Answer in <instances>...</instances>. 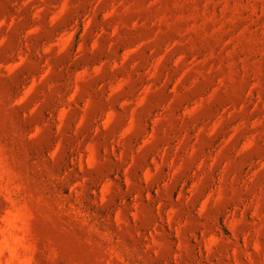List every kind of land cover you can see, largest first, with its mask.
Listing matches in <instances>:
<instances>
[{"label":"rangeland","instance_id":"1","mask_svg":"<svg viewBox=\"0 0 264 264\" xmlns=\"http://www.w3.org/2000/svg\"><path fill=\"white\" fill-rule=\"evenodd\" d=\"M0 264H264V0H0Z\"/></svg>","mask_w":264,"mask_h":264},{"label":"clouds","instance_id":"2","mask_svg":"<svg viewBox=\"0 0 264 264\" xmlns=\"http://www.w3.org/2000/svg\"><path fill=\"white\" fill-rule=\"evenodd\" d=\"M151 177H150V175H149V173H145V180L147 181V180H149Z\"/></svg>","mask_w":264,"mask_h":264}]
</instances>
